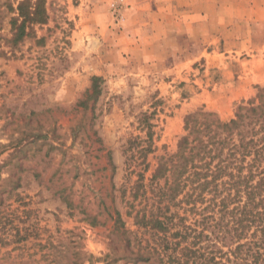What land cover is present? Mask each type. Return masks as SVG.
Returning a JSON list of instances; mask_svg holds the SVG:
<instances>
[{"label": "rangeland", "instance_id": "obj_1", "mask_svg": "<svg viewBox=\"0 0 264 264\" xmlns=\"http://www.w3.org/2000/svg\"><path fill=\"white\" fill-rule=\"evenodd\" d=\"M22 1L0 0V264H165L130 158L151 177L188 114L264 87V0H43L15 41Z\"/></svg>", "mask_w": 264, "mask_h": 264}, {"label": "trees", "instance_id": "obj_2", "mask_svg": "<svg viewBox=\"0 0 264 264\" xmlns=\"http://www.w3.org/2000/svg\"><path fill=\"white\" fill-rule=\"evenodd\" d=\"M42 1L19 3L15 41L29 34L27 21L46 22ZM185 129L176 153L162 157L151 177L141 156L130 158L129 174L138 175L128 201L134 219L166 241L151 254L167 257L165 264H264V87L229 119L204 109L188 114ZM110 215L124 228L118 210Z\"/></svg>", "mask_w": 264, "mask_h": 264}, {"label": "crops", "instance_id": "obj_3", "mask_svg": "<svg viewBox=\"0 0 264 264\" xmlns=\"http://www.w3.org/2000/svg\"><path fill=\"white\" fill-rule=\"evenodd\" d=\"M144 27H145V30H147V29H148V27H146V24H145V26H144Z\"/></svg>", "mask_w": 264, "mask_h": 264}]
</instances>
